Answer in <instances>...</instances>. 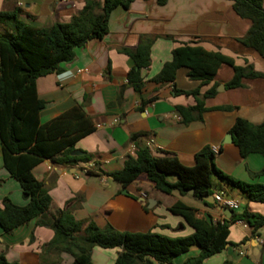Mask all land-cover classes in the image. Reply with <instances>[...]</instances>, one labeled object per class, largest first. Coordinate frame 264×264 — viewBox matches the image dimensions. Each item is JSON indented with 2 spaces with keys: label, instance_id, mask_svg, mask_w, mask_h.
<instances>
[{
  "label": "crops",
  "instance_id": "1",
  "mask_svg": "<svg viewBox=\"0 0 264 264\" xmlns=\"http://www.w3.org/2000/svg\"><path fill=\"white\" fill-rule=\"evenodd\" d=\"M85 3L86 0H0V11L19 9L21 21L48 28L56 22H69ZM233 4L234 0H167L163 5L157 0H134L128 9L120 6L113 10L109 32L102 39H92L76 48V56L62 64L61 73L38 78V94L47 102L41 113L42 122L81 104L96 126L76 143V148L92 154L89 162L55 164L46 159L34 167V175L49 186L56 206L63 208L77 197L74 215L84 227L94 222L99 227L112 224L120 231H153L169 236L194 232L184 217L169 211L168 207L177 200L214 221L231 217L216 202L207 205L204 199L191 193H165L146 175L122 186L108 174L124 167L132 146L148 142L152 143L153 151L175 154L185 165H193L196 153L203 147H217L215 163L220 169L244 181L264 183V156L252 153L242 157L234 140L229 138L238 117L256 124L264 121V77L244 78V86L228 89L226 83L234 70L223 64L215 79L201 89L206 92L217 85L218 93L207 99L203 119L189 124L178 118L175 105H193L195 98L177 95L172 83L153 80L164 64L172 60L173 49L182 45L220 51L233 57L238 65L253 66L264 73V56L238 40L252 22L240 16ZM4 28L0 23V30ZM144 35L157 38L151 48V65L142 70L145 79L142 95L154 100L141 110L140 96L127 79L134 61L121 48H136ZM198 84L189 77L187 68L178 71L177 88L193 89ZM138 133L143 136L134 140L132 135ZM214 182L217 187L214 194L227 190L217 176ZM230 193L238 200L235 190ZM5 196L18 205L29 202L20 182L4 166L0 139V205ZM240 196L244 200H238L241 204L238 211L247 208L264 214V202L250 200L244 193ZM39 220L46 225L38 224ZM52 221V214L47 212L10 233L0 225V253L17 264H73L70 253L43 249L55 234L49 226ZM238 221L232 224L229 236L238 245L229 243L203 264H264V228L253 234ZM120 250L95 246L91 264H118ZM199 253L200 248L192 246L176 256L174 262L183 264Z\"/></svg>",
  "mask_w": 264,
  "mask_h": 264
},
{
  "label": "trees",
  "instance_id": "2",
  "mask_svg": "<svg viewBox=\"0 0 264 264\" xmlns=\"http://www.w3.org/2000/svg\"><path fill=\"white\" fill-rule=\"evenodd\" d=\"M134 0H86L81 11L69 22H56L48 28L28 24L20 20V10L0 11V23L8 34L0 33V139L4 166L17 179L26 205H18L5 196L0 205V225L5 232L49 212L53 221L49 226L54 237L43 246L45 251L68 252L74 257L73 264H91L95 246L121 248L117 256L118 264H175L174 258L198 246L200 253L187 258L183 264H203L204 261L223 251L230 243V228L238 220L246 222L251 233L264 228V214L250 211L232 210L230 218L223 221L202 215L193 206L177 200L168 209L181 215L194 228V232L184 236H169L153 231H120L112 224L99 227L84 223L74 215L79 198L71 199L60 208L55 205L50 188L33 173L34 167L50 159L55 164H78L89 162L92 154L76 148L82 137L92 133L96 126L84 110L83 105L74 104L60 115L41 121V113L46 100L39 96L38 78L50 73H61L62 64L76 56V48L86 45L92 39H102L109 32L110 15L117 7L130 8ZM166 4L167 0H157ZM235 11L243 18L251 20L248 31L238 40L247 48L264 56V0H234ZM157 37L144 35L136 48L123 47L121 51L129 55L134 65L128 72L130 85L139 94L140 109L151 99H145L142 90L145 79L142 70L151 65V48ZM173 58L167 61L161 71L153 77L158 83L174 85L178 94L193 96V105H175L180 119L189 124L202 120L208 109L206 101L216 96L217 85L206 92L202 86L213 81L223 64L234 70L233 77L226 83L228 89L244 86V78L264 77V73L253 66L238 65L234 58L220 51L207 50L200 45H182L173 49ZM188 69V75L199 84L193 89H179L175 85L178 71ZM233 140L242 157L252 153L264 156V121L256 124L244 117H238L231 127ZM142 134H134L137 140ZM160 151V150H156ZM154 155L146 143L138 144L135 155H128L122 169L108 173L122 186L146 175L157 189L172 193L189 194L202 198L213 195L216 190L214 177L217 176L244 193L248 199L264 202V183L248 182L227 174L215 163V151L205 146L195 155L193 165L183 164L175 154ZM86 173H90L89 170ZM176 176V180L169 176ZM207 205H213L204 199ZM38 224L46 225L39 220ZM0 264H17L0 253ZM227 264V263H226Z\"/></svg>",
  "mask_w": 264,
  "mask_h": 264
},
{
  "label": "built area",
  "instance_id": "3",
  "mask_svg": "<svg viewBox=\"0 0 264 264\" xmlns=\"http://www.w3.org/2000/svg\"><path fill=\"white\" fill-rule=\"evenodd\" d=\"M178 118H180L179 115H178ZM147 145L153 149L151 142H148ZM213 151H215V152L218 151V148L213 147ZM135 152H136V146L134 145L130 149V155H135ZM143 196H146V194L143 193ZM214 199H215V202L217 204H219L222 208H229V209L235 210V211H238L241 209L240 202L232 196H227L225 190H220L217 193H215ZM238 222L241 223L242 225H244V227L250 228L249 225L246 222H244L243 220H239ZM261 242H262V240H261Z\"/></svg>",
  "mask_w": 264,
  "mask_h": 264
},
{
  "label": "rangeland",
  "instance_id": "4",
  "mask_svg": "<svg viewBox=\"0 0 264 264\" xmlns=\"http://www.w3.org/2000/svg\"><path fill=\"white\" fill-rule=\"evenodd\" d=\"M4 25V24H3ZM4 27H6L5 25H4ZM6 30H8L7 28H4L3 30H0V33L1 34H8V31H6ZM173 177H175V176H169V179H172ZM221 180V179H220ZM222 182H223V184L225 185V187H226V189L228 190H225L226 191V194H227V196H232L233 197V195L230 193V191H232V190H235V197L236 198H238V200H244V198H243V196H240V195H242V192L238 189V188H236V187H234V186H232V185H230V184H228V183H225L223 180H221ZM215 192V191H214ZM240 194V195H239Z\"/></svg>",
  "mask_w": 264,
  "mask_h": 264
},
{
  "label": "water",
  "instance_id": "5",
  "mask_svg": "<svg viewBox=\"0 0 264 264\" xmlns=\"http://www.w3.org/2000/svg\"><path fill=\"white\" fill-rule=\"evenodd\" d=\"M222 88L224 89L225 86L222 85ZM229 138H230V140L233 139V135H232L231 132L229 133ZM154 155H156V156H162V155H164V153H162V152H160V151H154ZM189 193L193 194V193H194V189H191V190L189 191ZM203 199H205L207 202L215 203L214 195H206V196H203ZM224 212H225V213H228L229 215L232 214V210L229 209V208H224ZM228 245H229V244H228Z\"/></svg>",
  "mask_w": 264,
  "mask_h": 264
}]
</instances>
